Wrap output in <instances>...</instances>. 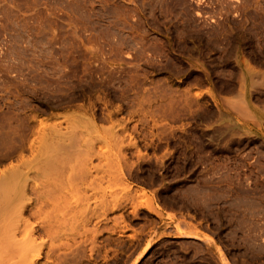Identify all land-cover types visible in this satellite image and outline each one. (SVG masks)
<instances>
[{
  "label": "rangeland",
  "instance_id": "374dc122",
  "mask_svg": "<svg viewBox=\"0 0 264 264\" xmlns=\"http://www.w3.org/2000/svg\"><path fill=\"white\" fill-rule=\"evenodd\" d=\"M2 178L0 264H264V0H0Z\"/></svg>",
  "mask_w": 264,
  "mask_h": 264
},
{
  "label": "bare ground",
  "instance_id": "6f19581e",
  "mask_svg": "<svg viewBox=\"0 0 264 264\" xmlns=\"http://www.w3.org/2000/svg\"><path fill=\"white\" fill-rule=\"evenodd\" d=\"M12 175V174H11ZM15 176H16V174H15ZM15 178V177H14ZM3 180V178L2 179H0V195L1 194H4V190H6V188H7V186H6V182L5 181H2ZM16 180H17V176H16ZM16 180H14L15 182H16ZM11 182H13V180H10ZM13 186V185H12ZM10 187V186H9ZM11 189V188H10ZM20 188L18 189V187H17V185L15 186V187H13V190H11L12 192H14V193H20ZM8 190H6V192H7ZM11 192V193H12ZM10 193V192H9ZM5 195V194H4ZM6 195H7V193H6ZM2 196V197H1ZM0 196V198H2V201H4L6 198H4L3 199V195H1ZM9 197H11L10 195H8ZM5 197V196H4ZM8 197V198H9ZM16 197H20V196H16ZM21 198V197H20ZM9 200H11V198H9ZM0 201H1V199H0ZM7 201V200H6ZM13 201V200H12ZM19 201V200H18ZM16 202V201H15ZM3 206H4V208H6L5 206L7 205V202L5 203V202H0ZM5 203V204H4ZM9 204V203H8ZM13 205V204H12ZM9 207V206H8ZM15 208V207H14ZM1 209V208H0ZM16 211V210H15ZM22 211H23V209H20L19 210V213L21 214L22 213ZM3 212H4V210H3ZM15 214H16V212H15ZM206 238V237H205ZM209 239V238H208Z\"/></svg>",
  "mask_w": 264,
  "mask_h": 264
}]
</instances>
